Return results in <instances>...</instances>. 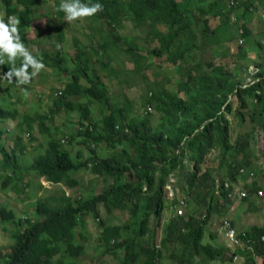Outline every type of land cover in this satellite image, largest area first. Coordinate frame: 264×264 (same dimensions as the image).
Returning a JSON list of instances; mask_svg holds the SVG:
<instances>
[{
	"label": "trees",
	"instance_id": "obj_1",
	"mask_svg": "<svg viewBox=\"0 0 264 264\" xmlns=\"http://www.w3.org/2000/svg\"><path fill=\"white\" fill-rule=\"evenodd\" d=\"M1 1L3 5L1 8L5 11V22L7 23L9 16L19 20L20 39L25 47H28L32 42L28 36V26L31 24L30 7L40 0ZM92 2H99L104 7L102 12L89 19L97 22L105 19L111 30L114 27H121L125 19L131 20L137 26L148 25L147 33L151 35V39L157 40V44L146 52L129 45L124 48L131 61L136 64L133 70H139L140 62L145 61L149 54H165L174 66L186 57L196 56L195 52L199 53L201 58L195 60L191 64L192 67L182 73L175 91L161 89L146 96V102L153 103L157 111L162 113L158 125L153 126L150 116L146 113L138 119L127 120L126 117L132 108L128 102L113 106L108 97V86L101 75L96 71L92 76L87 74L89 63L84 59V51L79 48L77 57L82 66L77 65L69 74V80L56 101L58 105L66 104L63 101L66 96H85L89 102L97 100L106 106L108 112L103 114L100 122H96L89 117L91 112L89 104L76 105L79 111L76 136L81 137L79 142L89 148L91 156L81 160L80 149L72 156L62 143L61 137L51 135L49 125L39 123V129L49 133L50 138L44 151L34 158L28 168L53 183L67 182L75 185L77 181L71 174L86 168L91 169L93 173L110 176L115 182L86 199L71 200L64 193L55 204L38 199L33 206L37 218L30 220L25 218L23 222L21 219L14 220V211L11 208L1 206L0 221L11 219L12 222L21 221L25 226L12 234L14 242L9 246L8 252L1 255L0 264H76L72 260H66L68 257L64 256L75 258L83 252L84 248L80 243L81 231L78 232L79 238L76 237L78 220L81 224L89 213L98 219L99 203L106 206L113 204L121 210L128 209L136 218L135 235L130 238L123 235L121 226L109 225L99 220L101 230L98 241L111 253L122 248L121 264H137L142 256L144 264H156L165 251L175 259L176 264H196V256L199 255L208 260L231 262L234 253L245 258L243 264H256L254 257L247 251L236 249L230 252L223 244L203 242V238L209 211L212 210L214 201H217L214 195L215 188L220 191L225 205L230 199L223 182L228 181L230 185H234L233 181L237 175L248 176L253 172L246 169L249 162L245 154L254 130L262 129L264 126V72H256L254 79L242 85L239 80L235 81L232 78L231 72L224 70L222 66H214L203 56L211 47L207 39L214 33L209 21L220 16L215 0L195 6L200 14L199 19H194L193 11L186 7L183 0H92ZM249 3L250 0L245 1L246 9L250 8ZM236 5L237 3L234 6ZM56 14L64 16L62 12L56 11ZM100 27L102 28L101 24ZM110 33V39H104L105 47L119 40L115 31ZM74 43L78 44L77 39H74ZM31 54L46 63L47 55L43 50L42 53ZM20 63L21 60L17 59L16 65L19 66ZM10 68L9 63L3 64V70ZM29 72H32L31 68ZM82 80L87 81V84ZM66 106L70 110L75 108L74 104L67 103ZM232 111L241 121L246 112L248 113L252 123L250 134H239L232 140L229 138L227 114ZM7 117H14V112L0 104V119ZM26 118V128L31 130L32 120L29 116ZM84 120L89 124L85 125ZM2 132L3 130L0 134ZM64 137L68 143L74 140L73 135L69 139L67 136ZM19 140L18 136L15 143ZM127 140L131 142L133 155L124 146ZM102 141L109 148H120L118 153L97 157L91 143L96 145ZM216 147L220 149L221 159L228 158L227 180H221V184H216L211 170L203 169L202 166L209 150ZM0 149L4 163H9L10 167L14 166L12 154L6 153L2 146ZM185 150L191 153L193 161V169L187 175L185 185L188 197L182 198L190 211L186 217L171 216L161 223L167 197L165 186L169 181L167 167L177 165L179 154ZM237 156H240V160L233 164L232 162L236 161L231 160ZM241 168L244 169L243 172H240ZM8 178L7 176L6 179ZM260 187V184L256 185L253 182L248 189L255 191ZM192 196L194 198H191ZM178 200L174 196L172 203H177ZM198 202L206 205L207 212L202 209L204 205H198ZM191 204H194L192 209ZM244 232L246 236L257 238L264 234V227L252 226ZM209 235L211 239L215 238L210 232ZM135 236H138V239ZM145 236V240L139 239ZM140 241H146V245L142 246ZM60 243L65 245V254H61ZM254 248L260 257L259 263L264 264V241L256 242Z\"/></svg>",
	"mask_w": 264,
	"mask_h": 264
},
{
	"label": "rangeland",
	"instance_id": "obj_2",
	"mask_svg": "<svg viewBox=\"0 0 264 264\" xmlns=\"http://www.w3.org/2000/svg\"><path fill=\"white\" fill-rule=\"evenodd\" d=\"M210 1L212 0H183L186 7L193 11L194 19H199L200 16L195 6L207 4ZM215 1L220 16L209 21L210 28H213L214 33L210 37L211 41L207 39L211 43V47L204 52L203 56L214 66H222L224 70L231 72L232 78L235 81L239 80L238 82L244 85L254 79L256 72H264V0H250L249 9L245 8L247 0H238L237 5L232 8L227 7L224 0ZM57 3L59 0H40L36 5L30 7L31 24L28 26V36L32 42L27 49L30 53L39 54L42 53V50L46 53L47 59L46 63H43L44 68L34 75V83L25 87H20L17 82H11L10 87L16 92H12L10 98L4 96L0 90L2 106L9 110H15L14 117L0 119V131L3 130L0 134V146L6 153L12 154L14 163L12 167L9 163H4L3 153L0 149V207L11 208L14 211V220L21 219L22 222L25 218L29 220L37 218L33 206L38 199L55 204L63 191L65 193L71 191V195L77 194L86 198L101 192L115 182L110 176L93 173L86 169L71 174L76 181H79L73 186L66 183L47 186L42 183L44 177L28 168L34 158L44 151L50 138L49 133L39 129V123L49 125L50 134L58 138L67 136L69 139L73 135L74 140L71 143L62 142L72 156L76 155L77 149L82 151L81 160L91 156L89 148L79 142L81 137L76 136L78 129L76 122L79 119L76 105L89 104L91 109L89 117L96 122H100L103 114L108 112L106 106L97 100L89 102L85 96L63 98L64 103L75 105L73 110L68 109L66 104L58 105L56 101L69 80V74L77 65L82 66L77 57L79 48L84 51V59L89 63L87 74L92 76L96 71L101 75L102 80L108 86V97L113 106L117 107L128 102L132 108L126 117L127 120L143 117L147 111L146 114L150 116L153 126L158 125L162 113L157 111L153 103L146 102V96L161 89L175 91L177 81L182 77V73L186 69H190L195 60L201 58V55L195 52L196 56L186 57L178 64L179 66H174L171 65L165 54H149L145 61L140 62V69L133 70L136 64L131 61L125 51L126 45L146 52L157 44V40L151 39V35L147 33V24L137 26L131 20L125 19L121 27H114L111 30L105 19L97 22L83 18L67 23L64 16L56 14ZM1 5L2 1L0 0V7ZM0 12L5 14L4 8ZM100 24L102 28H99ZM110 31H115L119 40L115 44L105 47L104 39H110ZM74 39H77V45H75ZM82 82L87 84L85 80ZM1 85L4 87V80L1 81ZM25 90L27 94H25ZM55 93L57 94L55 95ZM148 106L150 109H147ZM27 116L32 120L31 130L26 128ZM227 119L231 140L239 134L251 133L252 123L247 112L242 121L233 111L227 114ZM84 124L88 125L89 122L84 120ZM18 136L20 140L15 143ZM124 146L133 155L130 140L125 141ZM93 149L97 157H103L118 153L120 148H109L102 141L96 144ZM219 151L218 147L209 150L202 163L203 169L211 170L216 184H219L221 180H227L226 161L228 158L221 159ZM245 155L249 162L246 169L253 171V174L237 175L233 184L238 189L246 190L247 195L242 199L228 200L224 205L220 191L215 188L214 195L217 205L214 201L212 210H208L209 216L203 242L210 241L224 245L225 241L219 232L222 217L231 220L239 230H245L252 226L264 227V126L262 129L254 130ZM238 159L240 160V156L231 161ZM232 163L237 164V161ZM167 169L168 177L174 179L175 198H187L188 194L185 188L187 175L193 169L191 153L185 150L179 154L178 164L169 166ZM7 176L8 179H6ZM253 182L256 185L260 184L261 187L255 191H249L248 188ZM259 190L263 192V195L258 194ZM166 191L168 192L167 188ZM201 202H198V205H204ZM170 204L172 203L167 196L161 223H164L172 215ZM193 205L191 204V209ZM205 206L202 209L207 212ZM188 209L189 207L185 208V217L190 211ZM98 212V219L89 213L81 224L78 220L76 237L79 238L78 232L81 231L80 243L84 250L75 258L64 256L68 257L66 260H72L76 264H121L122 248L111 253L103 243L98 241L101 230L99 220H103L109 225L121 226L123 235L130 238L135 235L136 218L131 215L130 210L118 209L113 204L106 206L99 203ZM200 216L198 215V217ZM24 226L21 221L12 222L11 219L0 221V258L2 254L8 252L9 246L14 242L12 234ZM209 232L215 235L214 239L210 238ZM135 237L138 239V236ZM139 239L145 240L146 236ZM158 239L159 235H157ZM60 244L61 254H65V245L64 243ZM140 244L145 246L146 241H140ZM143 259L144 256L140 257L137 264H144ZM196 261V264H243L245 258L227 262L219 259L208 260L199 255L196 256ZM156 264H176V261L165 251L162 252L160 260Z\"/></svg>",
	"mask_w": 264,
	"mask_h": 264
},
{
	"label": "clouds",
	"instance_id": "obj_3",
	"mask_svg": "<svg viewBox=\"0 0 264 264\" xmlns=\"http://www.w3.org/2000/svg\"><path fill=\"white\" fill-rule=\"evenodd\" d=\"M103 7L104 6L101 3L92 2V0H87V2H82V0H59L56 11L62 12L64 14L65 22L72 23L83 18H90L97 13L102 12ZM2 10L3 9L0 7V11ZM4 15L5 14L3 12H0V90L2 91V94L4 96L10 98L11 93L16 92L15 90L11 89V82L19 83L20 87H25L29 84L34 83L32 76L38 74L44 68V64L41 59L33 56L28 51L27 47H25L24 43L20 39L18 27L19 20L15 17L9 16L6 23ZM17 59L21 60L19 66L16 65ZM5 63H9L11 65L10 70L2 69L3 64ZM29 68L32 69L31 73L29 72ZM2 80H4V87H2L1 85ZM25 94H27L26 90ZM56 94L57 93H55V95ZM148 108L150 109V107ZM12 112H15V110H12ZM145 113H147V111H145ZM64 138L65 137L61 138L62 142L66 141V139ZM91 147H95V144L93 142L91 143ZM88 165L90 166V163ZM89 170L91 171V169ZM78 182L79 181H77V183ZM42 183L43 185L47 184V186H56L60 185V183L63 182L53 183L43 178ZM66 184L70 185V183L67 182ZM63 193L65 196L71 198V200L86 199L81 195H71V191L66 193L63 191ZM240 259H242V257ZM255 263L258 264V262L256 261Z\"/></svg>",
	"mask_w": 264,
	"mask_h": 264
},
{
	"label": "built area",
	"instance_id": "obj_4",
	"mask_svg": "<svg viewBox=\"0 0 264 264\" xmlns=\"http://www.w3.org/2000/svg\"><path fill=\"white\" fill-rule=\"evenodd\" d=\"M228 7H232L237 3V0H224ZM242 32V30H240ZM241 41V40H240ZM244 169L241 168L240 172H243ZM253 172H250L249 175H252ZM173 181L172 177H169V181L166 184V188L168 189L167 196L172 203V199L175 196V191L173 188ZM221 184V183H219ZM223 186L228 191V197L230 200L241 199L247 195L246 190L238 189L234 185H230L228 181L223 182ZM259 195H263L261 190L258 191ZM172 207V215L171 216H185L187 208L186 203L183 199H179L177 203L170 204ZM219 232L221 233L223 240L225 241L224 246L229 249L230 252H234L236 249H241L244 251L249 252L255 259L260 258L256 252L254 251V244L256 242L264 241V234H261L257 238H253L250 236H246L244 230H239L235 227L233 222L226 217L221 218V223L219 227ZM242 256L240 254L234 253L232 256V260L236 261L240 259ZM258 264H260L258 262Z\"/></svg>",
	"mask_w": 264,
	"mask_h": 264
},
{
	"label": "crops",
	"instance_id": "obj_5",
	"mask_svg": "<svg viewBox=\"0 0 264 264\" xmlns=\"http://www.w3.org/2000/svg\"><path fill=\"white\" fill-rule=\"evenodd\" d=\"M254 260H255L256 262H258V258H257V259L254 258ZM256 264H257V263H256Z\"/></svg>",
	"mask_w": 264,
	"mask_h": 264
}]
</instances>
